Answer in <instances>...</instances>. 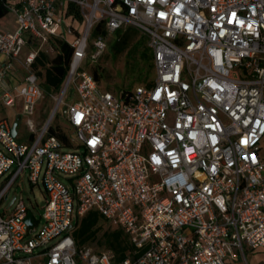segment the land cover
<instances>
[{"label":"built area","instance_id":"1","mask_svg":"<svg viewBox=\"0 0 264 264\" xmlns=\"http://www.w3.org/2000/svg\"><path fill=\"white\" fill-rule=\"evenodd\" d=\"M68 5L80 24L66 18ZM7 9L17 28L0 32V106L21 99L29 140L0 119V264H249L245 249H264V0H21ZM127 28L146 38L154 78L114 95L81 67ZM50 39L66 42L71 59L36 127L44 92L29 67L53 52ZM27 46L36 50L16 80ZM57 112L69 145L49 133ZM25 173L42 188L40 225L9 199ZM89 211L123 230L131 255L76 246L75 223Z\"/></svg>","mask_w":264,"mask_h":264},{"label":"rangeland","instance_id":"2","mask_svg":"<svg viewBox=\"0 0 264 264\" xmlns=\"http://www.w3.org/2000/svg\"><path fill=\"white\" fill-rule=\"evenodd\" d=\"M11 1V0H10ZM12 22V15L8 14L5 19L0 22V25L8 26ZM114 36L108 39L107 47L114 40ZM144 36L140 33L134 34L129 41L128 47L126 50L116 56L112 55L109 48H106L105 51L97 57L94 61L88 56L85 60V63L82 65L81 70L86 72H91L95 70L98 76V86L101 90L108 91L116 95L120 90L131 91L133 88L139 85H144L145 81L152 80L154 78V70L150 62H144L139 58V54L142 52V49L145 47ZM142 41V44L138 51L132 52L130 56H126L128 49L136 41ZM36 50L35 47H32L29 52ZM28 52V53H29ZM50 57H53L54 53L51 51L46 52ZM21 56V55H20ZM93 68V69H92ZM74 94V90H67L66 97L70 98ZM50 95L44 94L42 98L37 102L35 107L34 120L39 122H45L51 111L54 108V102L52 101ZM77 100L76 95L74 94V101ZM12 109H6L0 107V116H5L9 122L14 120L12 115ZM51 127H56L65 133H70L71 128L59 115L56 113L55 118L51 120ZM29 140L28 132L25 129L24 118L21 116L20 121L17 125V141L22 143H27ZM261 156L264 160V140L261 150ZM2 181L0 180V184ZM41 186H31L27 179V173L23 175L22 178L18 179L10 188L9 199L16 197L17 200L22 199L24 204L27 206L29 211L32 213L35 220L40 221L41 224V214L42 206L44 204L43 194L41 193ZM8 202H3L1 209L5 210ZM11 208L6 210V213L9 214ZM110 229L108 224H102L101 229L98 233L100 235L102 232ZM93 249L97 248L95 243L89 244ZM98 249V248H97ZM245 257L249 264H264V249L249 250L245 249Z\"/></svg>","mask_w":264,"mask_h":264},{"label":"trees","instance_id":"3","mask_svg":"<svg viewBox=\"0 0 264 264\" xmlns=\"http://www.w3.org/2000/svg\"><path fill=\"white\" fill-rule=\"evenodd\" d=\"M7 6V0H0V19L8 14L9 10L7 9ZM67 9L68 12L66 14V18L71 22L80 24V17L77 11L73 9L72 5H68ZM98 31H100L99 26L95 28L93 35H95ZM137 33V31L130 28H127L124 32L117 31L114 35L115 38L113 42L109 44V47L107 48H109L112 55L116 56L126 50L132 36ZM143 39H145V47L139 54V58L144 62H150L152 66L151 53L147 47L146 38L144 37ZM49 42L54 53L53 57H50L44 51H40L36 55L29 69L37 77L44 94H56L59 92L67 74L71 59V48L66 42L59 39H50ZM142 44H144L142 41H136L128 49L126 56H130L131 51L133 53L138 51ZM90 52L91 48L87 50L88 55ZM89 73L98 83V76L95 70L93 69ZM144 85L150 86L151 82L145 81ZM49 133L57 137L65 145H69L67 139L68 134L64 131H61L56 127H51L50 125ZM103 223L108 224L110 229H107L98 235ZM72 237L77 247H83L91 243H95L98 248H96V250L98 251H112L115 254L116 261L123 260L133 252V247L123 230L109 224V222L96 211H89L75 223Z\"/></svg>","mask_w":264,"mask_h":264},{"label":"crops","instance_id":"4","mask_svg":"<svg viewBox=\"0 0 264 264\" xmlns=\"http://www.w3.org/2000/svg\"><path fill=\"white\" fill-rule=\"evenodd\" d=\"M20 2H21V0H11V1L10 0H7V4L8 5H18V4H20ZM8 14H11L12 15V22H11V24L9 26H8V24H6V25H0V32H5V31H7V32H13L17 28L14 15L12 13H10V12H8ZM8 14H6L3 18H1L0 19V22L3 19H5V17ZM31 48H32L31 46L30 47L27 46V47L23 48L22 53H21V56L19 58V62H16L15 65H14L15 66V69H16L14 77H15L16 80L17 79L18 80H21V78H23V76L26 74V71H25V69L22 66V62H23V58L25 57V55H27V53L29 52V50H31ZM21 104H22V101H21V99L18 98L15 108L12 109L13 110L12 115L14 117V120L12 122H9L8 121L10 124H12L16 119L18 120V123H19L20 118L22 116ZM2 118L7 119L5 116H0V119H2ZM33 121H34V124H35L36 127H38L42 123V122H39V121L37 122L34 119H33ZM25 129H26V127H25ZM16 131H17V127H16ZM28 135H29V133H28Z\"/></svg>","mask_w":264,"mask_h":264},{"label":"water","instance_id":"5","mask_svg":"<svg viewBox=\"0 0 264 264\" xmlns=\"http://www.w3.org/2000/svg\"><path fill=\"white\" fill-rule=\"evenodd\" d=\"M17 124H18V120L16 119L12 125H11V135L13 137L16 136L17 132H16V127H17ZM25 222L27 225H31V220H30V213L27 214L26 218H25Z\"/></svg>","mask_w":264,"mask_h":264}]
</instances>
